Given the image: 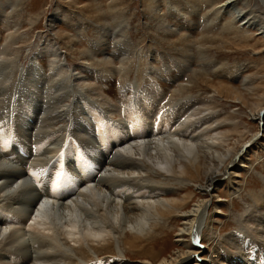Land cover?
Wrapping results in <instances>:
<instances>
[{"label": "bare ground", "instance_id": "6f19581e", "mask_svg": "<svg viewBox=\"0 0 264 264\" xmlns=\"http://www.w3.org/2000/svg\"><path fill=\"white\" fill-rule=\"evenodd\" d=\"M148 1L147 6L150 8L149 11H152V13L154 11L159 12L156 1ZM205 1L210 5L212 0ZM113 2L114 0H111V3L109 2L110 4H108L110 10L113 9ZM262 2L264 4V0ZM91 4L92 7L90 6V8L96 14L100 15L102 13L100 1L93 0ZM236 6L237 0H226L217 11H225V13H229L231 16V19H226L223 24L224 33H229L232 38L233 35H235V38H249L248 33L243 28L236 27L237 24H235V21H238L240 27L255 28L256 33L253 35H261L264 38V21L256 16L248 17L246 16V12L240 13L236 10ZM211 7V12H213L216 8ZM165 30L168 33L176 34L181 39V41L178 39L174 43L182 42L189 44L188 46L192 49L193 41L189 37L180 34L179 30H171L170 26H167ZM124 31L126 32V30ZM206 39V43L208 44L214 41V38L209 39L204 34L200 42L204 43ZM13 40L14 34L8 35L6 39L7 48L10 49ZM115 42L117 43V41ZM198 46L202 48L201 44ZM8 51L10 50H6L0 56V96L9 92L12 86L14 91L11 92V97L18 92H23L24 96L26 93L35 92L34 87L41 89L40 97L37 95L33 98L23 97L24 102L30 108L34 109V112L31 109L34 115L29 122V133L27 136L23 135L22 137L30 144H35L51 136L52 142L47 144L46 153H41L39 158L36 157L38 154L35 151V153H30V157L23 158L12 151V149L8 150L1 141L6 142V144L9 141V132L13 131L14 128L13 124L10 125L9 115L13 111H18V103L14 100L13 105L9 107L11 99L5 101L0 100V109L2 110H0V138L2 139H0V181L6 179L5 183H1L0 185V214L3 212L8 214L1 215L0 217V253L7 250L6 254L10 255L16 264H75L76 262H89L92 258L101 260L100 257L102 254V256H109L111 254L126 256L125 254L131 251H138L140 255L144 256V253L141 252L142 242L149 239L163 226L166 220L173 216V218L177 217L181 221L175 237L177 239V245H180L183 249L182 251H177L173 258L170 257L168 260L163 259L158 264H197V258L194 260V256L199 254V250L192 245H194L195 240L200 237L205 228L209 227L207 224L208 217H210L208 210L210 208H212V211L219 209L217 207L218 205L212 202L210 203V200L207 201L205 199L211 197V194L219 187V183H221L219 182V177L227 181L229 180L230 184L234 183V180L239 176L238 171L243 167L241 159L244 151L251 144L254 145L259 134L254 133L243 144L244 139L240 137L243 133L238 130L240 125L234 119L232 112H230V115L226 114L224 118H219L216 122L213 119L210 121V119L206 118L208 114L217 115L216 117H218L221 107L217 105L213 109H209L208 114L200 117L197 115L199 113H194L197 110L193 109V112H186V109H190L192 106H188L186 109L182 108L184 105L181 107L180 105L173 106L168 109H165L166 107L160 108L163 111V117L165 119L167 118L168 121L160 129L154 130L151 128V126H154L151 117L145 114L148 105L144 109H139L134 115L129 113L128 106L126 105H124V108L113 106L108 109V104L101 103V101H94L90 98L91 95H85L81 92L82 90L80 91L81 86L84 84H78L80 85L78 86L77 81L82 78H78L74 74L73 76L68 75L67 77L65 75L64 77L59 76L58 71L62 64L53 67L50 73L47 74L40 66V62L39 65L38 61H36V57H32L31 60L34 65L30 69L28 67H22L19 70V75L15 82L11 69H14L16 66L14 56L19 58L18 55L20 54L12 52L14 54L12 56ZM3 60L8 61V66L4 64ZM142 60L138 59V64L142 65L146 62V60ZM113 61L111 57H105L102 60L108 67L113 66ZM97 63L99 62L97 61ZM120 63L123 66L128 65L130 59L124 60L123 58ZM124 71H127V68H124ZM201 72L203 71H198L196 75L201 77ZM40 77L46 83L49 82L52 85L57 82L58 93L50 92L51 90L46 92L43 84L39 80ZM30 79L34 82V86H31L33 91H31L30 86L28 87L32 83L29 81ZM206 84H209L213 94L218 98L242 103L240 94L235 93L232 86L214 82L210 77L207 79ZM247 84L252 86H249L250 88L248 89L251 91L250 93H255L257 87L252 85V79L250 80L248 78L242 83V86L245 87ZM137 85L139 84L137 83ZM87 86L92 87V85ZM188 87L189 85H180L178 87L180 89L177 92L188 91ZM244 89L247 90V88ZM156 90L159 91L158 89ZM98 91L101 93L100 90ZM97 92H95V95ZM143 92L145 93L144 97H146L147 90L145 88ZM85 93L88 94V92ZM160 95V98H162V94ZM71 96L73 97L72 101L66 103V100ZM185 98H188V96ZM213 99L216 100L214 95ZM4 102L5 105L3 107L2 103ZM78 102L94 104L98 114L96 113L97 115H94L91 113L93 117L101 120L99 118L101 115L102 117L107 116L108 121L105 124H110L111 122L125 129V131L128 128L129 132L125 133L126 138L121 143L115 147L104 149L106 153L100 152L99 150L103 144L102 140L95 141V139L90 140L86 138L87 145L92 146L89 149L92 152L96 150L99 152L98 155L91 157L93 162L98 165V169L96 170L97 175H94L91 180H85L83 177V180H80L76 185H72L73 193L70 194L71 197H62L59 201L60 206L54 208L53 205L51 211L46 213L44 219L43 217L37 216L38 213L45 214V208H49V204L52 205L53 202L46 200L42 204H33V200L36 198L35 194L37 193L29 183L21 184V181L25 179L29 182L33 178V173L38 175L40 171L37 168L38 163L45 157H55L59 153L60 155H64L62 153L66 144L64 143V138L69 134L70 123L68 125H63L62 123L66 120H71L69 118L75 112L80 114L81 110H78ZM95 102L102 104L104 107H100ZM37 103H40V105H36ZM120 105H123V103ZM211 105H213V102ZM115 112L121 114L119 119L115 120ZM169 113L171 116L168 115ZM81 115V118H84L83 111H81ZM249 116L250 120H260V117L264 116V108H258L254 112L251 111ZM83 120H86V117ZM139 121L140 132L137 130V122ZM87 122L90 124L89 120ZM230 124H233L232 126L235 130L226 132L224 129H227V126ZM102 130L106 138L109 139L110 135L106 133L108 126L103 127ZM40 133H43L44 137H40ZM235 137L238 139L237 143H240V148L238 151L233 152V148H229V142L234 140ZM59 142L60 145L56 147V143ZM71 153L72 149L67 154L68 160H70L69 156ZM79 153L80 151L77 150L75 154H72V157H76L77 159V157H80ZM228 155H231V157L225 163ZM14 156H16L14 160H9ZM16 160H19V164L16 163ZM223 163H225L223 168H220V165ZM90 164L88 163V166ZM171 185H176L177 187L183 185L187 190L189 186H195L199 193H204V197L203 199L197 200L196 203H193L186 210L189 201L195 195L194 192L189 190L190 194L185 195L181 200H165L163 197L167 196L173 189H168ZM262 188V193L259 192L254 202L248 203L247 209L245 207L246 210L244 209L243 215L238 220L240 234H231L223 240L227 248L222 245L223 242H217L212 252L208 250V261L206 264H260L261 259H264V185ZM253 194L255 195V193ZM53 198L49 199L55 200ZM34 205L36 216H31L30 213ZM7 219H13L15 223L9 224L3 222V220L6 221ZM8 225L12 227L16 226L17 228H10L9 226L3 229L4 226ZM24 229L29 232H38V234L44 233L50 241L47 243L39 241L35 245L29 244L24 247H21L22 245L18 246L16 244L19 242V236H21L18 234L24 232ZM7 234L8 236L6 237ZM185 235H189L191 237L190 239L194 242L184 241ZM16 237L17 240H14ZM241 237L248 238L250 244L254 243L258 245L263 254L261 256L256 254L255 259H253L251 254L244 249L245 246L242 245L239 239ZM50 245L57 246L59 253L55 255L47 253L46 247ZM106 258L100 261L101 264H117L116 260L118 259L113 261L106 260ZM1 261L2 259L0 257ZM153 261L156 262L157 260H148V263L153 264ZM8 263H10V259L6 257L4 264ZM97 263L94 262L92 264Z\"/></svg>", "mask_w": 264, "mask_h": 264}, {"label": "rangeland", "instance_id": "374dc122", "mask_svg": "<svg viewBox=\"0 0 264 264\" xmlns=\"http://www.w3.org/2000/svg\"><path fill=\"white\" fill-rule=\"evenodd\" d=\"M92 1L0 0V56L6 50H10L8 52L12 56H14L13 53L20 54L18 55L19 58L14 56L16 66L14 69H11L15 82L17 81L19 70L22 67L30 69L34 65L31 58L36 57V61H38V64L40 62L41 65H39L47 74L50 73L53 67L62 64L58 71L59 76L64 77L65 75L67 77L74 74L78 78H82L77 81V85L84 84L81 86L80 91L82 90L81 92L85 95H91L90 98L94 101L108 104V109L113 106L124 108V105H126L128 106L129 113L134 115L139 109H144L148 105L147 113L145 112V114H148L151 119L154 118L156 121V126H151L154 130L160 129L168 121L167 118L163 117V111L160 108L166 107L165 109H168L173 106L180 105L181 107L184 105L182 108L186 109L192 104V107L186 109V112L190 113L193 109L197 110L194 113H199L197 114L198 117L208 114V110L213 109L216 105L221 107L218 117H216L217 115H206V118L210 119V121L213 119L216 122L219 118H224L226 114L230 115V112H232L234 119L240 125H238V130L243 133L240 136L244 139L243 144L254 133L259 134L256 142H252L254 145L251 144L245 151L243 150L244 153L241 160L244 168L241 167L238 171L239 176L234 180V183L230 184L229 180H224V178L218 176L219 182H221L219 183V187L211 194V197L205 199L207 201L210 200V203L218 205L219 209L212 211V208H210L208 210L210 217H208L207 224L209 227H206L199 237V243L204 244V248L200 249L196 247L195 242L190 239L189 235H185L183 239L186 242L190 241V243L193 241L194 245L192 246H195L199 250V254L194 256V260L197 258V264H206L208 261V250L212 252L217 242L222 243L231 234H240L238 220L247 209L248 203L254 202L259 192L262 193L263 190L264 116H262L263 124L260 127L258 122L262 121V117L258 121L256 119L250 120L249 113L251 111L254 112L258 108H264V38L261 35H253L256 33L255 28L240 27L238 21H235L236 27L243 28L248 33L250 39L235 38V35L232 38L229 33H224L223 24L226 19L230 20L231 16L229 13H225V11H217L226 0H212L210 5L205 0H189V2L188 0H156L159 12L154 11L153 13L149 11L150 8L147 6L148 0H114L112 10L108 8L111 0H99L102 5V13L100 15L90 8ZM168 5L171 9L167 8ZM211 6L216 8L213 12H211ZM236 10L240 13L246 12V16L248 17L256 16L264 21V4L262 0H237ZM158 13H161L160 16H158ZM167 26H170L171 30H179L180 34L189 37L193 41L192 49L188 46L189 44L182 42L174 43V41L180 38L176 34L168 33L165 30ZM10 34H14V40L11 42L9 49L6 46V39ZM204 34L209 39L214 38L213 43H206L207 39L204 43L200 42ZM122 36L125 38L123 39ZM113 41H117V43ZM200 44L202 48L198 46ZM212 46L213 48H211ZM105 57H111L114 60L112 67H108L102 62ZM123 58L124 60L130 59V63L123 66L120 63ZM138 59H143L142 61L146 60V62L140 65L138 64ZM3 62L8 66L7 60H3ZM124 68H127V71H124ZM198 71H203L200 73L201 77L196 75ZM209 77L214 82L232 86L235 93L240 94L242 103L218 98L213 94L209 84H206ZM248 78L252 79V85L257 87L255 93H250L251 91L248 90L251 85L242 86V83ZM39 80L46 92L51 90L50 92L58 93L57 82L52 85L49 82L46 83L41 77ZM29 81L32 83L28 87L34 86V82L31 79ZM185 84L189 85L188 91L178 93L177 90L180 89L178 87L180 85L186 86ZM87 85H92V87H88ZM144 88L147 90L146 97H144ZM244 88H247V90ZM30 89L33 91L32 87ZM40 90L34 87L35 92L26 93L25 96L23 92H18V98L14 99L18 103V111H13L9 115L10 125L13 124L14 127L13 131L9 132V140L14 141V133L17 136L20 135L18 139L19 143L27 144L28 152L30 150L35 151L38 154L36 156L38 158L41 153H46L47 144L52 142L51 136L35 144H30L22 137L23 135L27 136L29 133V122L34 115L32 113L34 109L24 102L23 97L33 98L35 95L40 97ZM96 90H100L101 93L99 91L98 93ZM12 91H14L13 86L9 92L0 96V100L11 99L13 97H11ZM85 92H88V94ZM95 92H97L96 95ZM160 94H162V98H160ZM213 95L217 101L213 99ZM187 96L188 98H185ZM72 98V96L69 97L66 103H70ZM138 98H144V102H140ZM160 99L161 101L158 102ZM210 101L213 102V105H211L212 102ZM122 103L123 105H120ZM38 104L40 105V103L36 105ZM82 104L84 103H79L78 110L83 111L84 118L85 112L94 115L98 114L94 104L86 103L84 104L85 107ZM96 104L104 107L100 103ZM3 105H5V102L2 103ZM137 105H139L138 108ZM81 111L80 114L74 113L75 118L74 115L71 116L75 120L70 117L69 119L71 120H66L62 124L68 125L70 123L69 135H73L82 143L85 151L91 158L92 156H96V154L89 149L92 146L87 145L86 138L90 140H94V138L83 129L81 122L85 120L81 118ZM119 114L115 112V120L121 117V114ZM158 115H161L159 116V123L157 121ZM101 117L102 115L99 117L102 120ZM21 118H24V120H21ZM232 125L230 124L224 130L226 132L235 130ZM22 129L23 131H21ZM219 130L222 131L221 129ZM43 135L42 133L40 137H44ZM237 141L238 139L235 137L234 140L229 142V148L232 147L233 152L238 151L240 148V143H237ZM30 145H33V148ZM71 149L80 151V157L87 158L82 151L80 143L70 140L66 142L63 148L62 153L66 155L57 156L63 160L65 166L66 159L68 160L67 154ZM230 157L231 155L227 156L225 163L229 161ZM16 163L19 164V160H16ZM225 163L221 164L220 168H223ZM5 181L6 179H2L0 185L1 183H5ZM170 188L174 190L172 189L163 199L181 200L185 195L190 194L189 190L194 192L195 195L192 196L186 210L193 203H196L197 200L204 197V193H199L195 186H189L188 190L183 185H179V187L171 185L168 189ZM180 224L181 221L177 217L173 218L172 216L166 220L161 228L149 239L142 242L141 252L144 253V256L140 255L138 251H131L126 253V256L121 254L102 256V254L100 259L102 260L106 257H108L106 260L114 261L118 259L116 260L117 264H149L148 260H157L152 263L158 264L163 259L168 260L170 257L173 258L177 251H182L183 249L180 245H177L175 237ZM9 226H4L3 229ZM14 227L17 228L16 226H10V228ZM18 235L21 236H19V242L16 245H22L21 247L29 244L35 245L39 241L46 243L50 241L44 233L38 234V232H29L26 229ZM14 240H17V237ZM33 241L35 242L33 243ZM222 245L226 247L224 242ZM6 251L0 253L2 259L0 264H4L6 257L10 259V263L8 264H16L11 259V256L6 254ZM46 252L52 255L59 253L58 247L51 245L46 247ZM93 259L97 260V258ZM102 262L104 263V261ZM80 263L83 262H76L75 264ZM98 263L101 264V262Z\"/></svg>", "mask_w": 264, "mask_h": 264}, {"label": "water", "instance_id": "95a60500", "mask_svg": "<svg viewBox=\"0 0 264 264\" xmlns=\"http://www.w3.org/2000/svg\"><path fill=\"white\" fill-rule=\"evenodd\" d=\"M263 119V117L261 118V120ZM261 122V123H260ZM259 123H258V125L261 127L262 126V124H263V120L262 121H260Z\"/></svg>", "mask_w": 264, "mask_h": 264}, {"label": "crops", "instance_id": "0c3cea01", "mask_svg": "<svg viewBox=\"0 0 264 264\" xmlns=\"http://www.w3.org/2000/svg\"><path fill=\"white\" fill-rule=\"evenodd\" d=\"M154 1H156V0H154ZM156 3H157V2H156ZM167 8L169 9V8H170V6L168 5V6H167ZM168 9H167V10H168ZM170 9H171V8H170ZM190 106H192V104H190Z\"/></svg>", "mask_w": 264, "mask_h": 264}]
</instances>
